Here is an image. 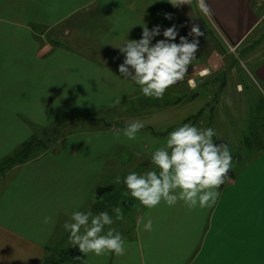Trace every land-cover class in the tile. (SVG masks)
Returning a JSON list of instances; mask_svg holds the SVG:
<instances>
[{"label": "crops", "instance_id": "0c3cea01", "mask_svg": "<svg viewBox=\"0 0 264 264\" xmlns=\"http://www.w3.org/2000/svg\"><path fill=\"white\" fill-rule=\"evenodd\" d=\"M204 3L207 14L199 0H176V5L171 0H0V161L40 128L91 119L0 175V264H43L48 257L56 264H264V143L253 147L247 137L245 146L255 152L229 172L211 207L162 201L149 210L124 183L131 172L159 171L151 152L180 124L162 131L144 125L134 141L123 136V129L137 119L169 117L168 111L191 104L194 98L187 92H197L171 86L166 91L178 92L173 103L149 105L158 99L144 96L121 76L125 55L114 46L125 39L139 41L144 26L160 28L152 45L166 39L163 31L172 26L178 35L170 42L178 44L181 36L191 42V29L199 26L203 35L195 37L198 50L189 67L204 66L214 53L234 47L245 64L229 63L228 73L244 70L264 101V0ZM248 85L236 80L231 95H223L222 102H233L234 110L227 106L226 111L231 117L242 118L244 113H237L242 106L235 102L246 107ZM221 107L210 109V124L214 118L224 126ZM199 112L178 121L192 117L195 126ZM99 187L109 188L96 198ZM117 207L123 220H116ZM75 211L107 212L114 222L102 234L109 228L119 232L125 254L58 257L59 249L73 246L64 224L72 222ZM148 219L152 230L144 231Z\"/></svg>", "mask_w": 264, "mask_h": 264}, {"label": "clouds", "instance_id": "9594fccd", "mask_svg": "<svg viewBox=\"0 0 264 264\" xmlns=\"http://www.w3.org/2000/svg\"><path fill=\"white\" fill-rule=\"evenodd\" d=\"M190 2L180 0V4ZM171 3L176 5V0H171ZM199 7L206 14L210 11L204 0H199ZM158 35L159 26L151 31L144 26L139 41L125 39L114 47L125 55L124 62L119 66L121 76L130 78L144 96L161 99L169 87L184 79L198 50L199 42L195 37L203 33L199 26L194 25L190 32L194 39L189 42L181 36L177 44L170 42L175 41L178 35L175 26H172L163 31L166 39L152 45V39ZM143 127L141 121L131 122L123 129V136L134 141ZM214 136L212 128L198 129L190 124L172 131L164 144L151 152V163L159 171L152 170L143 175L131 172L124 179L130 195L149 210L162 201L168 206L183 202L190 209L214 205L220 195L218 189L229 179L232 165L228 145L217 144L213 141ZM116 182H120L119 177ZM113 211L116 220L124 219L119 207ZM71 221L66 222L64 228L70 232V243L78 246L82 253H94L97 256L106 253L116 256L125 254V242L119 232L109 228L106 234H102L105 226L114 222L107 212L93 215L91 212L75 211L71 214ZM143 230H152L151 219L143 223Z\"/></svg>", "mask_w": 264, "mask_h": 264}, {"label": "rangeland", "instance_id": "374dc122", "mask_svg": "<svg viewBox=\"0 0 264 264\" xmlns=\"http://www.w3.org/2000/svg\"><path fill=\"white\" fill-rule=\"evenodd\" d=\"M215 55L213 56V59L208 62L207 64L203 65H195L192 67L188 68V72L185 75L184 79L173 85L175 90H180L181 89H190L191 91H197L195 96H193L194 99L191 100V104L184 105L180 109L176 110H170L168 111L169 117L166 116H161L160 118L158 117H150V118H144V119H137V121H141L144 125L147 124H153L152 126L157 129V130H165L167 127L173 125L176 123V127L179 125L183 126L184 124H192L193 118L192 117H197V112L201 110V108L204 107V111L201 110L200 113V118L197 124H195V127L198 129H207V128H212L215 132V136L213 137V141L216 142L217 144L223 143L227 144L230 150V153L232 155V165H231V170L230 172L236 168L239 164L250 158V156L255 152V149L253 148H247L245 146L246 139L248 137L251 146H255L258 144L264 143V101L260 100L261 95L260 91L257 89L256 86H253L252 80L249 75H246L244 70L239 69L235 70L233 72V76H230L228 73L227 68L229 67V63L235 64V66L238 68L242 67V64H245V59L242 56V53L235 50H223L219 53H214ZM221 65V66H220ZM205 74H199L201 70L205 69ZM221 69H225L223 71H220ZM192 78L194 81V85L190 86L188 79ZM228 78V79H227ZM227 79V86L219 88L221 85L220 82H224ZM239 79H244L249 83L248 86H250L252 89L249 93V103H245L246 107H244V103L242 101H237L235 102L237 104V107H241V109H238L237 113H240L242 118L240 117H231L230 114L228 115L227 111V106H229V110H234L233 108V102L227 99L229 101V104H226L223 101V98L225 96H230L231 95V90L232 87L235 88L234 84L236 80ZM217 82H215V81ZM192 84V83H191ZM218 84H220L218 86ZM256 87V88H255ZM170 90V89H169ZM166 93L164 94V98L162 97L161 99H158V101L155 102H150L148 103L149 105H158L162 106V104L170 101L173 103V100H176V97L178 95V92L170 93V91H165ZM183 92V91H182ZM194 94V93H192ZM191 92H187V98L191 95ZM262 99H264V96H262ZM224 103V104H223ZM219 107L222 106L220 109V112L223 113V115L226 116V121L224 122V126L217 124L216 119L212 118V124H210V119L208 116V113L213 106ZM156 105V106H157ZM226 106V107H225ZM157 108V107H154ZM145 109V107L143 108ZM217 109V108H216ZM203 111V112H202ZM192 117L186 119L184 122H180L179 116L181 118L183 115L185 116L186 114L189 113H194ZM198 113V114H199ZM235 113V114H237ZM246 113V115H245ZM179 114V115H178ZM217 115H219L218 111L216 112ZM218 117V116H217ZM216 117V118H217ZM107 119V118H105ZM108 120V119H107ZM145 121H147L145 123ZM218 121V120H217ZM124 121H120L122 123ZM152 122V123H150ZM179 122V123H178ZM86 122H77L74 124H58L52 126L48 131H51L53 133L54 130L55 133H59V137L66 134V130L72 129L75 130V128H79L80 126H84ZM178 123V124H177ZM226 125V126H225ZM222 126V127H221ZM71 130V131H72ZM169 130V129H168ZM167 131V130H166ZM243 131V132H242ZM37 136L44 138L45 135L43 133H38ZM233 138L230 140V138ZM57 139V138H56ZM234 142V145L232 146L230 142ZM54 140H50L48 144H52ZM235 158L237 159L238 163L235 165L236 162H234ZM3 173L0 172V174ZM7 173V170L5 171L4 174ZM3 175V174H1ZM58 248H61L58 246ZM60 250V249H59Z\"/></svg>", "mask_w": 264, "mask_h": 264}, {"label": "trees", "instance_id": "16d2710c", "mask_svg": "<svg viewBox=\"0 0 264 264\" xmlns=\"http://www.w3.org/2000/svg\"><path fill=\"white\" fill-rule=\"evenodd\" d=\"M201 108V110H203ZM200 110V111H201ZM88 120H91L89 118H80V119H72L68 122L61 123L62 124H74L77 122H87ZM179 125V124H178ZM50 127H44L40 128L38 131L34 132L32 136L24 141L22 144H20L10 155L6 156L2 161H0V172L3 171L4 174L6 170L10 169L12 166L20 164L24 161L33 159L38 157L41 153H43L45 150H47L52 144H48L50 140H56V138L59 137V133H55L56 130L53 131H48ZM72 129L66 130V132H71ZM76 130V128H75ZM43 133L44 138L37 136L38 133ZM0 174V175H1ZM109 187H99L95 191V197H100L103 195L104 191L107 190ZM82 255V252L79 250L77 246H69L67 248L60 249L58 252V257L61 258H66V257H71L74 259H80ZM58 260L47 258L46 261H44L43 264H56Z\"/></svg>", "mask_w": 264, "mask_h": 264}, {"label": "built area", "instance_id": "2783aa9c", "mask_svg": "<svg viewBox=\"0 0 264 264\" xmlns=\"http://www.w3.org/2000/svg\"><path fill=\"white\" fill-rule=\"evenodd\" d=\"M228 48H229V50H234V47H232V48L228 47ZM205 70H206V68H205V69H203V70H201V71H200V72H198V73H199L200 75H201V74H205V73H204V72H205ZM188 81H189V83H190V84H189L190 86H193V85H194V81H193V79H192V78H189V79H188ZM191 83H192V84H191Z\"/></svg>", "mask_w": 264, "mask_h": 264}, {"label": "water", "instance_id": "95a60500", "mask_svg": "<svg viewBox=\"0 0 264 264\" xmlns=\"http://www.w3.org/2000/svg\"><path fill=\"white\" fill-rule=\"evenodd\" d=\"M197 93H194V94H192L191 96L193 97V96H195Z\"/></svg>", "mask_w": 264, "mask_h": 264}]
</instances>
